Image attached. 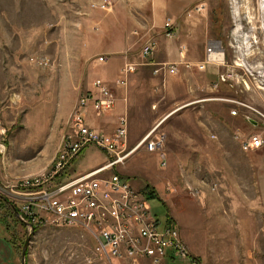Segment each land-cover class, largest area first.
<instances>
[{"label": "rangeland", "instance_id": "rangeland-1", "mask_svg": "<svg viewBox=\"0 0 264 264\" xmlns=\"http://www.w3.org/2000/svg\"><path fill=\"white\" fill-rule=\"evenodd\" d=\"M98 1L0 0V123L5 128L0 137L4 143L1 184L39 177L54 159L74 109L68 118H62L60 95L64 89L73 93V80L79 82L84 75L77 54L88 46L91 21L103 17L118 21L123 42L136 41L130 51L135 49L134 54L147 63L155 60L154 52L141 54L146 41L143 43L136 26L142 19L150 20V0H111L114 7L107 11L94 8ZM259 2L209 0L203 14L194 13L205 42L187 29L177 33L173 23L175 34L169 39H176L178 46L186 45V60L192 64L203 60L207 40L216 39L223 47L224 63L207 64L203 70L181 65L175 74L161 69L157 75L162 80L174 75L188 85L148 87L153 93L149 110L161 113L151 112L149 119L156 121L149 130L156 127L164 135L165 166L145 144L137 146L142 137L137 140L128 132L127 157L100 174L118 173L137 190L145 183L154 188L160 199H148L152 213L162 222L169 215L177 218L184 231L198 233L201 240L191 252L202 264H264V149L243 152L237 135L259 128L247 121L244 109L238 116L229 115L233 108L229 100L243 101L264 112V92L256 88L264 79V13L258 9ZM138 4H144L143 11ZM161 34L167 38L163 31ZM182 37L201 50L198 58L194 51L188 56ZM245 68L258 81H248V88L241 79H245ZM232 72L240 78L227 77ZM173 96H181V100L175 103ZM142 109L146 115V108ZM109 160L104 152L88 146L69 172L82 173ZM38 226L31 232L14 222L9 205L0 200V264H18L28 236L25 264H111L94 252V241L80 228ZM8 232L17 243V255ZM167 264H189V260L177 258Z\"/></svg>", "mask_w": 264, "mask_h": 264}, {"label": "built area", "instance_id": "built-area-1", "mask_svg": "<svg viewBox=\"0 0 264 264\" xmlns=\"http://www.w3.org/2000/svg\"><path fill=\"white\" fill-rule=\"evenodd\" d=\"M112 7L111 0L94 4V8L102 11L111 10ZM163 33L167 38L173 37L172 21L164 22ZM154 48L155 42L147 41L141 47V54L149 56ZM185 53L186 46L181 44L179 54L183 57ZM204 53V59L199 62L192 64L183 60L179 64L161 65L154 73L164 69L175 74L179 71V65L184 68L195 67L197 70L205 69L207 64L223 65V47L218 40L208 39ZM220 53L222 61L214 57ZM97 59L99 62L106 61L103 56ZM42 61L47 63L46 58ZM134 70L135 66L131 63L122 68L123 73H132ZM244 76L245 79H241L245 88H248L251 79L254 83L258 82L249 68L244 69ZM227 77L240 78L233 72ZM119 83L124 84V79ZM93 86L94 90L80 96L74 106V116L69 117L67 130L46 172L28 181L14 179L4 185L0 182V198L15 211L19 221L29 228L33 224L80 228L94 241V252L107 258L111 264H167L169 260L177 258L188 259L189 264H202L181 238L176 222L169 216L162 222L152 213L144 191L135 189L118 173L100 176L103 171L122 163L127 157V121L125 117H120L114 131L108 134L85 123L90 105L99 115L112 109L115 104L113 92L101 80H95ZM216 86L214 84L215 89ZM256 88L264 92V79L256 84ZM229 102L233 103L230 116H238L244 109L247 121L259 128L247 135H237L240 149L243 152L264 149V112L243 101ZM4 134L5 128L0 123V137ZM3 144L0 138V153ZM142 144L149 151L156 152L160 165L165 166L164 135L157 132L156 127L149 130L137 146ZM88 146L104 152L110 160L86 172H69L73 161ZM262 232L264 234V227Z\"/></svg>", "mask_w": 264, "mask_h": 264}, {"label": "crops", "instance_id": "crops-1", "mask_svg": "<svg viewBox=\"0 0 264 264\" xmlns=\"http://www.w3.org/2000/svg\"><path fill=\"white\" fill-rule=\"evenodd\" d=\"M208 1L209 0H150V20L144 21V19H142V22L136 25L140 27L139 30H141L140 32L144 39L143 43L148 40H153L155 42V48L153 50L155 53V60L149 63L143 61L139 55L134 54L133 51L135 49H133L132 52L130 51V47H133L136 42L133 38L130 39L128 37L130 40L123 42L120 33H118V21L115 22L111 17L109 19L104 17L102 19H96L95 22L91 21V25L88 26L90 33L86 38L88 46L77 54V60L79 61V65L82 64L84 75H82L79 82L77 78L73 80V93L71 91L67 92L66 89L61 92V117L68 118L79 97L90 90H94L93 83L95 80L99 79L113 92L115 104L112 109L99 115L94 112L90 105L85 115V123L100 132L108 134L114 131L118 124V119L120 117H125L127 121V136L129 132L132 137H137V140L143 137L156 121L155 119H149L151 112L157 115L161 114L149 110L153 93L148 87H188L186 83L178 77H174V75H168L165 80H162L161 76H159L160 74L157 75L159 71L156 72V74L153 73L157 67L170 64L168 62L179 64L183 60L189 61L186 60V53L183 57L180 56L176 39L164 38L162 36L163 24L166 20H170L174 23L177 33L179 30L181 32L187 29L189 33L198 35L200 36L198 38L202 37L201 40L204 38L206 41L205 33L202 30L200 34L199 27L196 24L198 20L196 16L198 15L195 14L199 11L203 14V11H206L208 7ZM137 6L140 8L139 10L143 11L142 8L144 4H138ZM191 6H193L192 9L190 8ZM95 28H98L97 31H99L97 35L94 31ZM181 40L185 41L188 45V56L192 55L193 51L195 53L197 52V54L193 53V56L196 57L197 55V58L200 56L201 50H198L196 45L193 46V42L191 43L188 37H182ZM189 45L192 48V50L190 48V52ZM98 54H102L100 56L105 57L106 61L99 62L97 58L94 59V56ZM127 63L134 64L135 70L132 73H123L122 68ZM146 66H150V68ZM151 66L156 67L152 69ZM179 67H181V65H179ZM182 68L184 67L182 66ZM121 79H124V84L119 83ZM172 98L174 99V96ZM180 100L181 96H176L174 102L176 103ZM153 105L154 104H152L151 107ZM142 107L146 108V115H144ZM145 116L146 118L144 119ZM139 124L143 126H136ZM81 153H83V151H81ZM81 153L78 156H80ZM95 167L96 166L83 172L92 170ZM0 200L3 201L1 198ZM169 217L171 216L169 215ZM175 219L176 221L173 220L180 230L181 238L189 250L194 253L198 244L197 242L201 240L198 237V233H187L183 230L181 222L177 218ZM8 233L10 235H8L9 241L17 255V244L15 240H13V233ZM174 261L175 260H169L168 262ZM13 264H17V262ZM18 264H22L21 255L19 256Z\"/></svg>", "mask_w": 264, "mask_h": 264}, {"label": "trees", "instance_id": "trees-1", "mask_svg": "<svg viewBox=\"0 0 264 264\" xmlns=\"http://www.w3.org/2000/svg\"><path fill=\"white\" fill-rule=\"evenodd\" d=\"M77 158V157H76ZM140 190H142V191H144L146 194H147V197L148 198H154V197H156V198H158V199H160L159 198V195L157 194V192H156V190L154 189V188H152V187H150V185H148V184H146L145 183V185L143 186V188H141ZM9 209H10V212L12 213V216H13V221L14 222H16V223H18V224H20L21 226H25L26 227V225H24L23 223H21L20 221H19V219L17 218V216H16V214H15V211L9 206ZM37 227H39L38 226V224H33V229H34V232L37 230ZM24 240V239H23ZM22 240V241H23ZM21 244H22V242H20ZM20 243H18V244H20ZM17 244V243H16ZM21 253V252H20Z\"/></svg>", "mask_w": 264, "mask_h": 264}, {"label": "bare ground", "instance_id": "bare-ground-1", "mask_svg": "<svg viewBox=\"0 0 264 264\" xmlns=\"http://www.w3.org/2000/svg\"><path fill=\"white\" fill-rule=\"evenodd\" d=\"M236 1V0H235ZM260 4H259V6H258V9L259 10H261L263 13H264V0H260V2H259ZM235 10V9H234ZM236 12V11H235ZM236 14V13H235ZM263 26H264V14H263ZM214 57L216 58V59H218V60H222V54L220 53V54H215L214 55ZM74 116V109H73V112H72V115H71V117H73ZM41 176V175H40ZM36 177V176H35ZM27 178V177H26ZM31 179H33V178H31ZM28 180H30V179H28ZM28 180H25V181H28Z\"/></svg>", "mask_w": 264, "mask_h": 264}, {"label": "water", "instance_id": "water-1", "mask_svg": "<svg viewBox=\"0 0 264 264\" xmlns=\"http://www.w3.org/2000/svg\"><path fill=\"white\" fill-rule=\"evenodd\" d=\"M30 229H31V232H32L33 227L31 225H30ZM29 239H30V236L26 237V239L24 241V244H23V247H22V251H21L22 264H25L24 258H25V252H26V249H27V246H28V243H29Z\"/></svg>", "mask_w": 264, "mask_h": 264}]
</instances>
